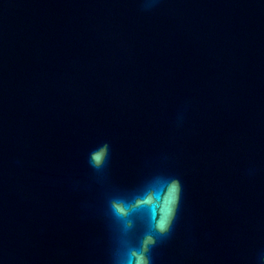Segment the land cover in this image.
<instances>
[{"label":"water","instance_id":"95a60500","mask_svg":"<svg viewBox=\"0 0 264 264\" xmlns=\"http://www.w3.org/2000/svg\"><path fill=\"white\" fill-rule=\"evenodd\" d=\"M157 172L153 264H264V0H0V264H112Z\"/></svg>","mask_w":264,"mask_h":264},{"label":"clouds","instance_id":"9594fccd","mask_svg":"<svg viewBox=\"0 0 264 264\" xmlns=\"http://www.w3.org/2000/svg\"><path fill=\"white\" fill-rule=\"evenodd\" d=\"M110 153L108 142L98 143L88 154L89 166L95 171L103 170L109 162ZM153 176L164 177L175 187L171 210L166 218L157 219L146 206L138 207L145 201L149 187L147 182L131 192L111 198V215L120 229V236L112 253V264H153V248L173 231L181 208L184 184L179 176L166 172H157ZM137 225L142 226L139 235L135 231H129L136 229Z\"/></svg>","mask_w":264,"mask_h":264},{"label":"snow or ice","instance_id":"6c2138e0","mask_svg":"<svg viewBox=\"0 0 264 264\" xmlns=\"http://www.w3.org/2000/svg\"><path fill=\"white\" fill-rule=\"evenodd\" d=\"M173 192H174V194H175V187L173 186ZM175 196V195H174Z\"/></svg>","mask_w":264,"mask_h":264}]
</instances>
